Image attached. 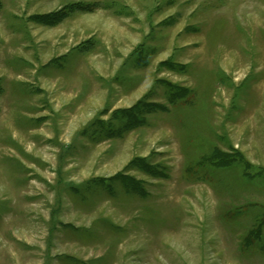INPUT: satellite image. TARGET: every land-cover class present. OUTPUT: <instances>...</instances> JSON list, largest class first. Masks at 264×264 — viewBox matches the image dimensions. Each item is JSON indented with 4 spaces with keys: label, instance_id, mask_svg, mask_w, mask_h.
Listing matches in <instances>:
<instances>
[{
    "label": "rangeland",
    "instance_id": "374dc122",
    "mask_svg": "<svg viewBox=\"0 0 264 264\" xmlns=\"http://www.w3.org/2000/svg\"><path fill=\"white\" fill-rule=\"evenodd\" d=\"M0 264H264V0H0Z\"/></svg>",
    "mask_w": 264,
    "mask_h": 264
}]
</instances>
